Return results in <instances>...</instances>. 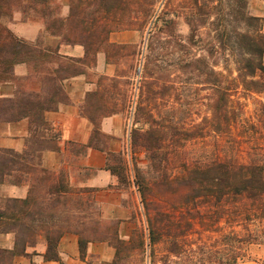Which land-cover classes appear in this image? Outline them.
<instances>
[{
	"label": "trees",
	"instance_id": "obj_1",
	"mask_svg": "<svg viewBox=\"0 0 264 264\" xmlns=\"http://www.w3.org/2000/svg\"><path fill=\"white\" fill-rule=\"evenodd\" d=\"M67 1L70 12L68 16H62L58 0H0V84L16 81L14 70L18 64L26 63L35 68L57 65L52 76L45 78L48 85L44 96L20 92L14 99L0 98V121L29 117L33 130L37 131L38 126L44 123V113L67 99L62 81L83 72L76 64L78 60L64 58L51 47L40 49L42 37L34 46L13 33L8 22L13 21L15 13L21 12L25 20L42 21L48 34L67 43L84 45L85 63L90 65L96 62L99 52H104L108 60L120 55L125 45L111 42V33L142 31L152 16L154 3L153 0ZM200 6V1L195 0V7ZM234 6L238 11L236 17L240 28L235 31L231 47H228L231 36L226 27L220 41L223 52L229 50L236 56V75L232 73L230 77L210 68L208 76L218 75L219 88L211 104V115L203 126L187 130L179 122H170L162 115L157 114L156 118L147 112L146 106L139 105L137 110L145 118V126L134 128L131 133L133 147L144 149L154 176L150 180L137 170L134 177L146 210L148 245L154 251V246L166 237L169 239V252L175 258H180L187 251L185 237L188 232L196 230V223L206 226V223L216 220L221 228H224L221 223L243 225L246 233L231 230L222 236L224 245L232 243L236 248L233 264L247 256L248 244L261 238L244 222L264 219V101L259 100L260 114L256 121H252L243 116L244 104L234 96L239 89L245 95L264 93V17L247 14V0H234ZM214 52L215 45L208 49L209 55ZM208 80L213 83L211 78ZM231 83L235 87H230ZM114 86L100 84L97 91L89 94L88 103L83 107L84 114L95 125L90 145L104 151L102 136L105 135L100 130V121L116 111L98 116L96 111H107L106 106L97 105L94 111L91 105L94 100L106 104ZM197 130L202 136L214 132L223 141L218 152L211 156L184 159L180 151L199 136L196 135ZM44 148L38 137L22 153L0 148V185L12 179L20 182L24 177H30L32 183L26 199L0 197V233L16 235L15 249L0 248V264H13L14 257L24 254L26 246L36 242L38 234L47 240V255L50 257L55 255L62 235L70 230L79 235L81 251L90 241L115 240L116 254L128 247L127 241L119 237L101 234L98 212L90 211L93 208L91 189L72 191L63 172L58 180L53 181L52 175L41 167L40 157ZM107 153V168L119 177L121 183H127L125 167L112 163L121 162L118 157L122 154L110 150ZM178 167L183 174L172 176ZM84 191L88 193V200L81 193ZM151 196H158L163 201L172 197L174 200L170 205L173 210L151 207ZM141 244L144 245L145 240Z\"/></svg>",
	"mask_w": 264,
	"mask_h": 264
},
{
	"label": "rangeland",
	"instance_id": "obj_2",
	"mask_svg": "<svg viewBox=\"0 0 264 264\" xmlns=\"http://www.w3.org/2000/svg\"><path fill=\"white\" fill-rule=\"evenodd\" d=\"M199 1L202 6L196 8L195 0H153L149 22L142 31L137 30L140 34L139 41L122 44L125 49L121 54L109 59L113 64L110 69L113 76H101L99 79V84L115 86L110 89L111 98H107L106 104L94 100L92 109L96 111L97 105H105L107 111H96L98 116L116 111L123 115L127 123H131L129 146L118 157L122 161L112 162L125 167V175L128 177L132 174L135 177L137 170L150 180L154 177L144 149H135L131 143L132 130L145 126V118L137 110L139 105L146 106L147 112L153 113L156 118L157 114L162 115L170 122H179L181 126L191 130L193 126H203L210 117L211 104L218 94V75L208 76L210 68L230 77L232 73L236 75V56L229 50L223 52L220 41L226 27L231 36L228 47H231L235 31L240 28L234 0ZM58 2L62 10L67 0ZM246 11L249 15L264 17V0H247ZM17 15H21L25 22L31 20H25L21 12L15 13L14 18ZM214 45L215 52L211 56L208 49ZM209 78L213 83L208 82ZM230 85L235 87L234 83ZM234 99H239L244 104V117L257 120V115L260 114L259 100L264 101V93L245 95L239 89ZM196 135L199 136L190 140L180 151L181 157L201 158L218 152L220 142L223 141L221 136L214 132L204 133L202 136L200 130L196 131ZM102 139L106 145L108 137L102 136ZM182 174L180 167L172 172V176L176 177ZM139 199L141 209L138 210V216L135 215L137 232L134 229L132 238L125 240L128 247L120 249L112 262L102 264H233L232 257L236 248L232 243L224 245L222 236L231 230L246 233L243 225H237L236 222L226 225L221 223L224 227L221 228L216 220L206 223V226L196 223V230L188 232L185 237L187 251L180 258H175L169 252V239L166 237L154 246V251L148 245V222L140 194ZM150 199L153 208L173 210L170 205L174 200L172 197H168V201L167 198L163 201L158 196H151ZM90 211L95 213L96 209L93 207ZM244 223L261 238L247 245V256L237 264H264V219L247 220ZM117 226V222L100 223L99 230L102 235L119 237L116 235ZM143 240L144 245L141 244ZM109 242L113 246L117 243L115 240ZM90 264L97 263L91 260Z\"/></svg>",
	"mask_w": 264,
	"mask_h": 264
},
{
	"label": "crops",
	"instance_id": "obj_3",
	"mask_svg": "<svg viewBox=\"0 0 264 264\" xmlns=\"http://www.w3.org/2000/svg\"><path fill=\"white\" fill-rule=\"evenodd\" d=\"M70 7L63 4L61 14L68 16ZM18 37L37 46L42 37L40 49L51 47L59 51L64 58L78 60L77 66L83 72L69 76L62 81L67 99L58 102L57 108L44 113V123L33 130L29 117L14 121H0V148L24 152L33 143L35 137L45 145L41 153V167L52 175L53 181L60 178L62 172L68 187L72 191L92 190L90 203L96 208L101 223L117 222V233L121 239L129 240L136 228L135 215L141 209L139 192L134 183L133 174L127 183H121L119 177L107 168V150L123 154L129 146V121L121 113L105 116L100 121L101 132L108 137L103 143L105 150L90 145L95 129L91 119L84 114L83 107L88 103L89 94L100 87L101 76H113L104 52H99L96 62L85 63L86 49L79 43H67L59 37L48 34L42 21L25 22L17 15L8 25ZM137 30L113 32L110 41L118 44H134L139 41ZM56 64L34 67L22 63L15 66L16 81L0 84V98L14 99L20 92L40 93L44 96L47 85L45 78L52 76ZM35 128V126H34ZM31 178L22 181L7 180L0 185V197L26 199L31 190ZM88 200L87 192H81ZM70 212V211H69ZM106 236V235H105ZM36 242L28 244L24 254L16 255L13 264H102L112 262L116 257V248L108 241H90L81 251L79 235L66 231L56 248L55 255L50 257L48 242L44 235L38 234ZM15 233H0V248L15 249Z\"/></svg>",
	"mask_w": 264,
	"mask_h": 264
}]
</instances>
